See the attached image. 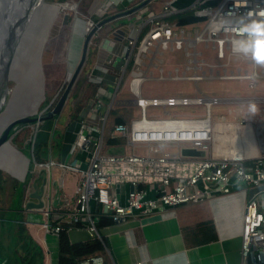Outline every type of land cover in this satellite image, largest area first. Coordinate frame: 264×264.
I'll return each mask as SVG.
<instances>
[{"label":"built area","instance_id":"obj_1","mask_svg":"<svg viewBox=\"0 0 264 264\" xmlns=\"http://www.w3.org/2000/svg\"><path fill=\"white\" fill-rule=\"evenodd\" d=\"M199 1L179 9L172 1H164L162 10L146 20L149 26L140 38L141 24L127 37L124 62L126 65L131 59L129 87L141 115L128 124H115L112 134L124 137L125 144L132 149L129 154H102L103 127L80 121L70 160L56 163L49 158L37 162L43 167L58 165L80 175L72 204H66V211L43 210L42 226L46 232L57 235L64 227L68 229L80 223L90 237L100 239L97 220L90 214V202L99 204L103 214H108L113 222H125L239 191L243 194L239 264H264V122L213 123L209 105L219 99L203 94L196 85L201 79L252 80L262 76L256 73V64L251 60L248 61L253 64L251 74L240 71L239 67L229 69L228 62L219 69L204 68L206 61L198 46L214 50L217 59H223L226 52L234 54L230 42L241 34L235 25L220 27V22L235 21L249 13H255L254 19L264 21V0H220L214 6H200ZM185 9L203 19L185 26L166 21V16ZM87 24L91 26L92 22ZM180 49L187 56L183 68L160 69L158 77L192 81L193 95L142 96L140 83L154 78V61H160L158 57L166 51ZM146 54L158 57L146 61L149 58ZM108 92L112 103L116 89ZM102 102L97 94L93 108L99 109ZM180 106L194 109L201 106L205 115L197 111L190 115H170L166 110ZM148 107H159L164 114L160 117L147 114ZM82 131L86 135L77 144ZM134 147L144 151L135 153ZM182 147L201 150L203 155H181ZM75 151L85 153L87 161L85 157L76 158ZM79 264H105V261L96 254Z\"/></svg>","mask_w":264,"mask_h":264},{"label":"crops","instance_id":"obj_2","mask_svg":"<svg viewBox=\"0 0 264 264\" xmlns=\"http://www.w3.org/2000/svg\"><path fill=\"white\" fill-rule=\"evenodd\" d=\"M142 1L143 0H122L121 2H124L122 4L123 8L121 6H118V10L116 13L122 12L125 9L131 7V2L135 3L134 5H137ZM164 1L173 2L175 0H150L148 3L152 2L151 4L153 5L152 8H154V10L155 5H157L156 7L158 9L160 6V9L158 12H156V10L154 12L151 11L150 14L143 20L141 19V14L138 13V11L148 3L140 9L134 11L139 16V20L141 22L137 21L136 18L135 25H133L131 28L118 24V26H114L112 29L106 27L102 32L101 29L106 24L112 22L114 19L99 27L90 39V45L88 46L86 55L88 58L87 83L91 82L99 84L96 91L94 92L92 97H90V95H88L87 97V94L89 93L85 94L86 96L82 97L81 107L77 112H74L75 115H71L72 106L69 109L70 112H68L67 115H63V107L60 113L51 121L50 119H45L39 122L42 131L37 134L36 139L40 143H44L47 141V132H50V135L48 136V143L46 144V146H42L39 150V152L42 151V159L36 161L35 158L36 162L32 163L33 168H35L34 165L39 166L38 169L41 168L39 171V178L37 176L38 184L36 183V189L38 193L41 194L40 200L42 201V207L41 209L26 208L25 203L29 200L26 198V200H22L23 210H21V212L20 210H16L17 207H10L7 208V210L12 211L13 213L16 212L17 214L18 212L20 214L23 213L24 216H14L13 219L19 220L24 225L28 235L40 247L42 253V264H57V235L51 234L44 230L42 223L45 219V215L42 214L41 211L48 208H50L49 210L53 211V213H62L66 211V204H72L73 195L80 175L77 172H73L58 165L43 167L41 165H38L39 163L37 162L43 163L45 160H47L44 157L45 153L48 155V159L50 158L56 163L70 160L71 155L69 159L61 158L59 156L58 158L53 160L52 154L54 152H52V143H54L55 150L57 149V151L59 150L60 152L61 149H59V147L61 145L62 138H65L66 143L67 139L70 137V139L73 141L72 145H74L80 121H84L88 125L96 126L98 128L103 127L104 129L107 116L110 112V109L112 108L118 109V113L125 117L126 121L129 120V122L134 118H138V116H135V108H133L134 106L138 108L137 110L139 111V116L141 115L140 108L136 106L133 101L135 96L129 87V81L131 79L129 75L131 64L130 62H127V64L129 63L130 65V68L127 72L126 69L128 65H125L123 56L126 46V40L129 34H133L135 26L141 24L139 26L141 32L145 29L148 24V21L146 22V20L151 16L157 15L162 10ZM97 9H95L94 11H96ZM94 11L91 13H94ZM41 12L42 11H40V13ZM55 15L56 13L54 14V16ZM54 16L52 17V21ZM119 17L122 16H118L117 18ZM53 29L54 30L51 33L53 36L59 33L56 27H54ZM73 31L77 33L75 37H73V33L71 36V40H73L74 42L73 44L70 43L71 45H73V52L71 57L73 62L72 66H70V69L74 67L78 61L81 51L80 45H82V40L84 39L83 27H75ZM42 41L43 39L41 37L39 43H42ZM62 45L63 43L60 45V47ZM163 54L161 56H163ZM40 59L41 48L39 49L37 60L35 58V63L37 62L39 64ZM158 59H160V61H154L156 66L152 67L154 78L145 81L169 80L158 77L160 69L165 71L171 69L169 64L166 63L165 66V63H163L161 57H159ZM162 64H164V66H162ZM182 68L179 67V69ZM38 74H40L39 82H42L40 70ZM127 76L129 77V80L126 83L124 80ZM113 80L116 81L115 86L113 85ZM39 82L37 84L38 86ZM101 83H103L102 86L100 85ZM143 83L144 82L140 83V92L142 96L145 97L178 94L177 92H173L172 90L165 91L164 89L160 88V90L157 91V89L151 90L147 89L146 87V90L144 92L146 95H143ZM249 83L254 86L253 79L250 80ZM122 88H125V90L133 99L123 98V101L131 102L132 107H130V105H128L127 107L113 106L114 102H116L117 100L120 101V99L117 98V92H119L120 90L122 91ZM115 89L116 92L114 95V100L112 103H110V95L108 91L112 92ZM97 94H100L101 100L103 101L99 109L93 108V102L95 100L93 101L92 98L96 97ZM152 108L153 109L147 112V114L159 117L164 114L162 109H160L161 112H159L154 107ZM99 111L101 113L100 115H98ZM182 112L185 111L183 110ZM168 114L178 115L169 112ZM181 115L188 114L181 113ZM73 134L75 136H73L72 139ZM23 135L25 134H22V136ZM92 136H95V132L94 134L92 133ZM26 145H28V142ZM121 147L126 150L129 149L128 151H130V147L124 145L120 147H107L106 150L105 148L103 149V152L104 154L114 155V150H120ZM126 150L124 152H126ZM121 154L124 153L121 152L120 154L115 155ZM75 156L76 158H79V160H82L86 156V154L77 151L75 153ZM84 159L86 162L88 157H85ZM44 172L45 174L42 175ZM30 176L31 173H29V178ZM31 192L33 191L31 190L30 193ZM20 201L21 199L19 200V202ZM242 203L243 194L239 191H236L231 193L230 195L223 197H215L210 200H205L198 203L179 205L172 209H167L162 213L143 215L137 219H128L125 222H114L111 225L101 229L100 237L103 238L106 243V250L111 264H137V261H141L140 264H239L241 227L240 217ZM90 214L97 220L98 217L103 214L102 207L95 202H90ZM203 221H210L213 228L214 238L204 243L186 245L182 233V228L187 224H195ZM209 230L211 235L212 229ZM67 234L71 242L85 241L92 238L84 227H78L76 225L70 226L67 229ZM196 239H201V237L195 238L194 240Z\"/></svg>","mask_w":264,"mask_h":264},{"label":"rangeland","instance_id":"obj_3","mask_svg":"<svg viewBox=\"0 0 264 264\" xmlns=\"http://www.w3.org/2000/svg\"><path fill=\"white\" fill-rule=\"evenodd\" d=\"M43 1L44 3L38 7L37 11L32 13L33 15L31 25L26 27L21 39V48L18 54L19 67L16 73L17 83L13 81L9 83V88L12 91L9 90L10 94H8L6 108L2 116L3 120L5 121L19 113H39L40 111L46 109L47 104L52 99L55 101L59 97L66 84V80L70 74L69 72L74 68L72 67L70 69V66H72L73 62L71 58L73 45L71 44L74 42L71 40V36L73 33V37H75L77 33L73 31L74 28L83 27L84 29V26L88 21H90L92 22V25L89 26L90 29L96 24V18H98L99 21L104 19L106 16L108 17L109 15L116 13L118 6L120 5L123 8L122 4L124 3L121 2L122 0H99L100 3L98 9L96 8L97 10L94 11V13H91L90 7L95 0ZM193 1L194 0H175L172 3L173 6L179 9L189 6ZM64 2H75L76 9L72 10L69 7L59 8L58 6H55V3ZM132 3L133 2H131V4ZM40 11L42 12L40 13ZM55 13L56 15L54 16ZM138 13H140V11H138ZM53 16L54 18L52 21ZM136 18L137 21H140L136 12L116 18L112 22L106 24L101 29V31L103 32V29L106 27L112 29L114 26H118V24L131 28L133 25H135ZM54 27H56L59 33L53 36L51 33L53 32ZM88 31H84L83 36H85ZM41 37L43 41L42 43H39ZM62 43L63 45L60 47ZM89 45L90 44H88V46ZM81 46L82 45H80V49ZM40 48V72L42 77V85H40L39 82V64L37 62L35 63V58L37 60ZM198 49L203 52V57L206 61L204 68L211 66L214 69H219L222 63L228 62L229 69H236L239 67L240 71H246L249 74H251L253 71V64L248 63V61L251 60L250 58H244L243 56L226 52L223 59H217L214 50H205L201 44L198 46ZM146 56L149 57L146 59V61L158 57V55L154 56L153 54H146ZM26 57H28V60ZM159 57L162 58L165 66L167 63L170 65V68L173 66L182 68L187 61V56H185L182 49L166 51L164 52L163 56ZM162 66H164V64H162ZM23 67H25L26 71L29 68L30 76L28 74L27 75L29 78L34 77L35 81L30 79L24 82V78L22 80L21 74L25 72ZM255 71L262 76L253 79L254 86L249 83L250 80L248 79H201L197 81V88L203 94L207 96H214L219 99L218 102L211 103L209 105L210 119L213 123L245 120L255 125L264 122V66L256 64ZM87 75L88 65L86 56L84 64L79 70L78 75L69 91L67 100L63 105V115H67V113L70 112L69 109L71 106V112H73L74 115V112H77L81 107V99L83 96H86L85 94L88 93L85 88L88 81ZM128 80L129 77L127 76L124 81L127 83ZM38 82L39 86L37 85ZM143 82V95L145 94L144 92L146 87L147 89L151 90L157 89V91H159L160 88L164 89L165 91L172 90L173 92H177V95H193L192 93L195 90V85L189 80H162ZM115 84L116 81L113 80V85L115 86ZM117 93V98L120 99V101L117 100L114 102V107H127L128 105L132 107L131 102L123 101V98L132 99L125 88H122V91L120 90ZM92 99L94 101L96 97H93ZM133 108H135V116L139 117V111L137 110L138 108L135 106ZM154 108L161 112L159 107ZM152 109V107H148L147 112ZM166 110L169 113H175L178 115H181V113L190 115L194 113V111H198L201 116L205 115L204 108H201L200 106L199 108L196 106L195 109L190 107L188 108V106L166 107ZM183 110L185 112H182ZM51 120L52 119H50V121ZM3 125L4 122H0V127ZM39 126V122L37 124L27 123L23 126H18L14 134L10 135L8 144L5 145L4 150L0 153V179L4 182L2 186L0 184V253H3L5 250L8 251L2 246L6 244L8 246L10 241V232L8 227L12 226V222L9 223V219H13L14 216H24L23 213H12V211L7 210V208L17 207L16 210H20L21 212V210H23L22 200H26V198L29 199L28 201L33 200L29 193L31 190L34 191L37 188L36 183L38 184V178L40 174L39 171L41 168L38 169L39 166L36 165H34L35 168H33L32 163L35 158L36 161L42 159V151L39 152V150L42 146H46L48 143V136L50 135V132H47V141L40 143L36 139L37 134L42 131L41 126ZM22 134L25 135L22 136ZM73 136L75 135H72V139ZM27 142L28 145H26ZM72 142L73 141L70 139V137L67 139L66 143L65 138H62L61 145L59 147L61 152L59 150L57 151V149L55 150L54 143H52V152H54L52 154L53 160L59 156L61 158L69 159L71 150L73 148ZM125 150L126 149L121 147L120 150H114L115 152L113 153L120 154L123 152L124 154H129L132 149L130 148V151H128V149L126 152H124ZM103 151L104 150L102 148V154H104ZM133 151H135V153H141L144 150L139 147H134ZM75 153L76 151L74 154ZM44 157L48 159V155L46 153L44 154ZM28 172L31 173V176L24 187L25 176ZM44 174L45 172L42 175ZM15 188H17L16 191ZM19 190L23 191V194L19 195ZM19 197L21 198L20 202L18 200ZM41 212L43 214V211ZM1 220L4 221L1 222Z\"/></svg>","mask_w":264,"mask_h":264},{"label":"trees","instance_id":"obj_4","mask_svg":"<svg viewBox=\"0 0 264 264\" xmlns=\"http://www.w3.org/2000/svg\"><path fill=\"white\" fill-rule=\"evenodd\" d=\"M59 1H65V0H59ZM219 1L220 0H200L199 4L200 6H209V5L214 6ZM99 3H100L99 0H95L92 3L90 7L91 12H93L99 6ZM151 3H148L139 10L142 20L145 19L150 14L151 11L152 12H154L155 10L156 12L159 11L160 6L158 9L156 7L157 5H155V10H154V8H152L153 5ZM134 4L135 3H132L130 6L132 7ZM96 19L97 22L98 18ZM165 19L171 25L185 26L199 22L203 19V17L196 16L193 13V11L190 9L189 10L185 9L182 11L172 13L166 16ZM148 26L149 24H147L145 29L139 34V38L145 33ZM128 62H130L131 64V59ZM127 65L128 66L126 71L128 72L130 65L129 63ZM102 84L103 83H101L100 85L102 86ZM98 85L99 84H95L91 82L87 83L86 90L89 93L88 95H90V97H92ZM118 111H119L118 109L112 108L110 109V112L107 116L104 125L103 149L107 147H116V146L120 147L125 144L124 137L122 136L117 137L112 134V130L115 124L129 123V120L126 121V118L120 115ZM98 113H99L98 115L101 114L100 111ZM71 115H73V112H71ZM28 178H29V172L26 173L24 187L26 182L28 181ZM3 183H4L3 180L0 179L1 186ZM17 188H15V191ZM19 191H20L19 195L23 194V191L21 190ZM20 199L21 198L19 197L18 200ZM3 221L4 220H1V222ZM10 222H12V226L8 227V230L10 232V236H9L10 241L8 246L7 244L6 245L3 244L4 246H2L8 251L5 250L3 251V253H0V261L5 259L7 262H5L4 264H9L8 261L10 262L12 261L13 264H42V253L40 247L28 235L24 225L19 220L9 219V223ZM112 223L114 222L112 221V218L108 214L100 215L96 222L98 233L100 234L102 228L109 226ZM76 226L84 227L80 223H78ZM209 229H212L211 235ZM182 233L186 245L200 244L214 238L213 228L211 226L210 221H203L195 224H187L182 228ZM199 237H201V239L194 240L195 238H199ZM106 249H107L106 243L103 238L99 239L95 237V238L87 239L85 241L71 242L68 238L66 227H64L57 233V264H79V262L82 259L96 254H100L103 256L105 264H111Z\"/></svg>","mask_w":264,"mask_h":264},{"label":"water","instance_id":"obj_5","mask_svg":"<svg viewBox=\"0 0 264 264\" xmlns=\"http://www.w3.org/2000/svg\"><path fill=\"white\" fill-rule=\"evenodd\" d=\"M18 1L21 4L20 6H18L20 11L18 16L8 17L6 15V11L10 7V3L8 2V0H0V122L2 121L4 122V125L0 128V153L4 150L5 145L8 144L10 135L14 134L18 126H23L24 124L27 123L37 124L38 122L45 119H54L60 113L64 103L67 100L69 91L78 75V72L81 69L82 65L84 64L87 55L88 44L90 43V39L94 34V32L99 27L117 18L118 16H124L126 14H130L140 9L150 0H143L137 5H134L122 12L112 14L108 17H105L104 19L97 21L96 24L93 27H91L87 32V34L84 36L79 59L75 64L74 68L72 69V71L70 72L66 80V84L62 92L60 93L59 97L55 101L52 99L47 104L46 109L40 111L39 113L34 112L28 114L27 113L17 114L14 117L10 118L9 120L5 121L3 120L2 116L6 108L8 94H10L9 83L11 81L17 83L16 73L19 67L18 54L21 48V39L26 29L30 8L34 5L36 0H26L24 2L23 0H18ZM26 59L28 60V57H26ZM24 70L25 72L21 74L22 80L24 78V82L30 79L35 81L34 77L31 78L28 77V75L30 74L29 68L26 71L24 67ZM39 70H40V66H39ZM40 85H42L41 81H40ZM85 135H86V131H82L76 143L80 144L82 137ZM180 154L184 156H202L203 151L197 150L195 148L182 147L180 149ZM116 191H118L117 188ZM29 195L33 200L28 201L25 204V207L41 209L42 207V201L40 200L41 194L38 193L37 189L29 193ZM5 262L7 261L4 259L0 261V264H4ZM11 262L8 261L9 264H11Z\"/></svg>","mask_w":264,"mask_h":264},{"label":"clouds","instance_id":"obj_6","mask_svg":"<svg viewBox=\"0 0 264 264\" xmlns=\"http://www.w3.org/2000/svg\"><path fill=\"white\" fill-rule=\"evenodd\" d=\"M254 16L255 13H249L241 15L235 21L222 20L220 27L235 25L241 37L230 42L232 52L264 66V21L254 19Z\"/></svg>","mask_w":264,"mask_h":264},{"label":"bare ground","instance_id":"obj_7","mask_svg":"<svg viewBox=\"0 0 264 264\" xmlns=\"http://www.w3.org/2000/svg\"><path fill=\"white\" fill-rule=\"evenodd\" d=\"M24 1H26V0H23V2ZM8 2L10 3V7L8 8V10L6 11V15L8 16V17H17L18 16V14H19V8H18V6H20L21 4L19 3V1L18 0H8ZM44 3V1L43 0H36L35 1V3H34V5L30 8V12H29V14H28V22H27V24H26V27H28L29 25H31V20H32V13L34 12V11H37V9H38V7L41 5V4H43ZM23 4V3H22ZM63 4V5H62ZM55 6H58L59 8L60 7H69L70 9H72V10H75L76 9V3L75 2H73V3H70V2H64V3H55ZM88 29H89V25H85L84 26V31H88ZM32 32V31H31ZM35 42V41H34ZM34 46V45H33ZM29 59H30V57H29ZM24 68V67H23ZM71 72V71H70ZM69 72V73H70ZM10 91H12V90H10ZM23 197V196H22Z\"/></svg>","mask_w":264,"mask_h":264},{"label":"flooded vegetation","instance_id":"obj_8","mask_svg":"<svg viewBox=\"0 0 264 264\" xmlns=\"http://www.w3.org/2000/svg\"><path fill=\"white\" fill-rule=\"evenodd\" d=\"M26 203H27V202H26ZM26 203H25V204H26Z\"/></svg>","mask_w":264,"mask_h":264}]
</instances>
